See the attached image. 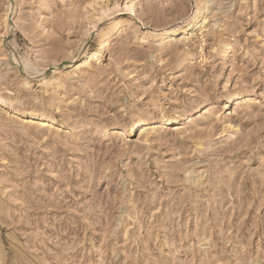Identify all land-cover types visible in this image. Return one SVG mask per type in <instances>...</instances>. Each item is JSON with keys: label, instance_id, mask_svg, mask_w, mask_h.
Returning a JSON list of instances; mask_svg holds the SVG:
<instances>
[{"label": "rangeland", "instance_id": "obj_1", "mask_svg": "<svg viewBox=\"0 0 264 264\" xmlns=\"http://www.w3.org/2000/svg\"><path fill=\"white\" fill-rule=\"evenodd\" d=\"M0 264H264V0H0Z\"/></svg>", "mask_w": 264, "mask_h": 264}, {"label": "bare ground", "instance_id": "obj_2", "mask_svg": "<svg viewBox=\"0 0 264 264\" xmlns=\"http://www.w3.org/2000/svg\"><path fill=\"white\" fill-rule=\"evenodd\" d=\"M130 4L132 5V2L130 1ZM193 17V16H192ZM181 31V26H177V27H170V28H165V29H162V32L161 33H163V34H171V35H173V34H175V33H178V32H180ZM97 52L96 51H93V54L95 55ZM92 54V55H93ZM143 121V120H142ZM141 121H137V122H135V123H133V125L135 126V127H138V126H140L141 125Z\"/></svg>", "mask_w": 264, "mask_h": 264}]
</instances>
